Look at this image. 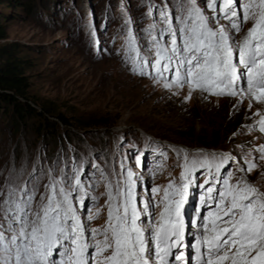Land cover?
<instances>
[{
	"label": "rangeland",
	"instance_id": "obj_1",
	"mask_svg": "<svg viewBox=\"0 0 264 264\" xmlns=\"http://www.w3.org/2000/svg\"><path fill=\"white\" fill-rule=\"evenodd\" d=\"M9 1L0 264H264V0Z\"/></svg>",
	"mask_w": 264,
	"mask_h": 264
},
{
	"label": "trees",
	"instance_id": "obj_2",
	"mask_svg": "<svg viewBox=\"0 0 264 264\" xmlns=\"http://www.w3.org/2000/svg\"><path fill=\"white\" fill-rule=\"evenodd\" d=\"M13 2L19 3L18 0L9 1L11 4ZM30 2L31 0L24 2L26 8L30 7ZM5 38L6 32L0 23V111L7 114L10 124L15 127L14 130L18 131L21 122L30 114H34L33 107L24 101L26 81L23 69L29 66L24 64L25 59L14 58L16 46L6 42ZM58 117L63 120L62 116L58 115ZM46 124L44 120L42 125ZM42 125L38 126L42 127Z\"/></svg>",
	"mask_w": 264,
	"mask_h": 264
}]
</instances>
